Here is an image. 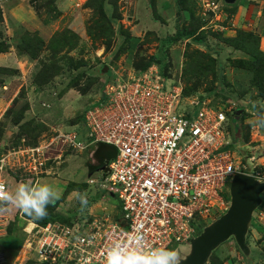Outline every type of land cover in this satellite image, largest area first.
<instances>
[{
	"label": "rangeland",
	"instance_id": "1",
	"mask_svg": "<svg viewBox=\"0 0 264 264\" xmlns=\"http://www.w3.org/2000/svg\"><path fill=\"white\" fill-rule=\"evenodd\" d=\"M86 1L73 0L65 8L71 11L72 17L77 18L79 15L80 20L86 19L85 28L91 20L93 21V12L85 8ZM217 1L222 2L223 6L215 15L212 11L207 12L200 0H186L188 11L180 17L178 0H152L156 11L155 17L160 19L158 23L150 17L152 12L147 0H139L136 3L134 0H120L123 26L126 29L135 25L142 28L138 32L141 34L139 40L142 41H138L140 44L136 49L134 45L131 49L126 44L122 45L120 34L113 38L111 47L107 48L106 39L102 38L103 36L94 39L87 30L82 39H77L74 36L77 32L75 34L73 30L71 35L73 39L70 41L67 29H72L68 27L69 25L65 29L56 31L60 33L61 38L67 36L69 49L66 50V54L84 65L79 70H73L68 65L63 66L59 76L48 85V90H38L39 87L36 91L32 90L35 86L34 77L41 70L39 61L26 55L29 60L36 63L33 66H23L26 76L22 80L24 86L20 88L19 80L15 76H18L21 71L7 68L6 66L9 67L10 64L7 62L2 64L0 60V152L31 142L32 138L39 142L44 134L52 132V128L37 122L44 128L37 127L38 129L34 130L32 127L22 133L20 128L11 121L13 111H19L28 103L35 110L36 119H45L48 124L57 128L77 124L81 127L86 110L102 98L107 82L114 80L117 75L127 76L137 73L134 62L142 64L151 58L165 56L168 76L181 83L186 97L200 98L202 101H208L207 103L211 106L232 109L234 121L231 123L230 130L233 143L231 148L234 154L243 161L251 160L257 170L264 172V97L260 95L257 86V71L254 73L244 66L249 56L230 42L240 31L252 33L260 37L261 49L264 51V0H237L233 4H228L225 0ZM57 2L54 6L49 0H0L4 19V22H0V32L11 44L14 43L15 47L27 32L42 36L38 30H34L35 27L29 29L35 21L33 15L38 17L40 22H44L43 25L51 24L60 16L55 8L59 10ZM16 5L19 6L20 11L14 10ZM135 5H137L138 16H136ZM66 20L65 18L64 21ZM80 25L83 26V24ZM180 27L182 29L187 27V33L204 40L207 46L194 43L192 38L177 43L166 42L169 36L176 35ZM54 34L47 31L44 37L49 41ZM197 52L202 53L200 58L197 57ZM51 54L49 50H45L42 54L43 60ZM221 73L226 79L224 94L210 93L217 87ZM78 74H80L78 80L80 88L92 87L87 94L74 90L67 96L68 105L64 108L60 107L59 99L62 97V91L73 77L78 79ZM9 79L14 80L7 84L9 89L4 90L3 85ZM186 91L188 94L185 93ZM7 92L11 93L10 98L5 96ZM15 99L19 101L14 107ZM32 117L29 112L26 113V120ZM103 153L107 156L115 155L116 149L104 144H95L82 153L65 152L62 160L51 159L48 162L49 173L42 174L39 179L16 168L11 169L9 173L5 172L4 177L9 183V190H14L20 181L28 180L34 184L47 183L57 190L60 198L48 206V209L53 211V216L57 218L56 222L84 223L93 218L119 221L121 203L116 196V191H108L101 187V181L107 174L108 164L107 160L104 162L100 159ZM101 167L104 168L101 169ZM90 180H99V182L93 184L89 182ZM230 184L231 182L225 191V200L228 204L231 203ZM74 190L87 192L89 203L88 208L83 212L79 210V201L72 195ZM261 196L263 197L262 205L255 210L247 234L251 252L245 255L234 238H231L212 253L207 264L217 263L218 258L215 254L222 252L224 245L230 255L232 253L234 257H238L239 264H264V193ZM221 213L223 215V212ZM217 218L200 223L198 233L201 234ZM32 223L40 225L37 219L22 214L14 207L0 212V264H38L34 238L37 228L32 232L26 230L30 225L33 227ZM5 241L8 243L7 247H5ZM177 247H181V257L185 260L191 253L190 243L174 245L170 249Z\"/></svg>",
	"mask_w": 264,
	"mask_h": 264
},
{
	"label": "built area",
	"instance_id": "2",
	"mask_svg": "<svg viewBox=\"0 0 264 264\" xmlns=\"http://www.w3.org/2000/svg\"><path fill=\"white\" fill-rule=\"evenodd\" d=\"M200 1L215 15L223 6ZM117 76L86 110L80 128L52 129L34 146L0 152V185L9 190L4 173L11 169L39 179L49 173L48 162L62 160L65 152L82 153L95 144L116 149L101 187L116 191L121 219L27 227L37 228L38 264H107L109 248L134 244L136 232L149 247L191 243L200 223L228 210L225 191L237 174L264 183V172L231 148V108L186 97L181 83L165 78L156 65Z\"/></svg>",
	"mask_w": 264,
	"mask_h": 264
},
{
	"label": "trees",
	"instance_id": "3",
	"mask_svg": "<svg viewBox=\"0 0 264 264\" xmlns=\"http://www.w3.org/2000/svg\"><path fill=\"white\" fill-rule=\"evenodd\" d=\"M58 0H49L51 4L55 6L56 2ZM120 0H87L85 3V8L90 9L93 12V21L91 20L89 24H87L86 30L88 31V34L94 38L98 39L100 36H103L102 38L106 39V45L107 48H110L113 42V38L120 34V40L122 41V45L126 44L129 49L131 47H137L139 42H136L133 44V38L131 35L130 30L126 29L122 22L123 15L120 11L119 7ZM180 4V14L179 16H184L183 14L188 11V6L186 3V0H178ZM149 9L152 12V17L155 19V21L160 22L159 17H155V8L153 7L152 0H148ZM56 11L59 13L57 7ZM0 22H4L2 9L0 6ZM67 36L69 37L68 40L70 41L72 38L73 30L67 29ZM188 29L186 28H179L176 35H171L166 39V42L169 43H177L181 40L192 38L194 43L201 45V46H207L204 40L197 38V36L192 35L191 33H187ZM69 33V35H68ZM59 32H55V34L52 36V38L46 42L42 37L39 35L31 34L30 32H27L19 44L16 45V49L19 52V54L24 56H29L33 60H37L41 64V70L39 71V74L34 77V85L39 88H44L48 86L50 83L54 81V79L59 76L60 72L63 70V66L68 65L69 68L73 70H79L82 68L84 64H81L73 57H70L68 54H66V50L69 49V43L64 37H60ZM76 34V32H75ZM77 37V39L80 38L78 33L74 35ZM195 36V37H194ZM142 41V40H141ZM140 41V42H141ZM236 48L243 50L247 55L249 56L248 60L245 61L244 65L246 69L252 70L254 73L257 71V86L260 90V95L264 97V51L261 49V40L260 37L257 35H254L252 33L240 31L238 32V35L235 38H232L230 41ZM11 49V43L7 40L5 35H3L0 32V54L7 53ZM74 49V48H73ZM49 50L51 52V56H49L46 60H43L42 54ZM75 50V49H74ZM65 52V53H64ZM202 53L197 52V57L200 58ZM66 63H62L65 62ZM250 61V62H249ZM157 62V64H155ZM156 65L160 69L161 74L167 78L170 79L168 76V65L166 64V58L158 57V58H151L147 60L144 63H135L134 62V68L137 70V73L143 72L147 70L150 66ZM220 68L222 69V66L220 65ZM83 74V73H81ZM78 79H71V81L68 83V85L64 88L62 93L69 92L70 90H77L78 92L82 94H87L88 91L92 86H89L87 88H80L78 86V80L80 78V74L77 75ZM219 83L217 87L214 88L213 91L210 93H214L216 95L218 94H224V84L226 82V79L224 76H222V73L219 75ZM188 94V91L185 92ZM185 95V94H184ZM186 96V95H185ZM19 100L15 99L13 101V106L15 107L17 105V102ZM30 108V105L27 103L25 106H23L19 111H13V119L11 117L12 123L19 127L21 132L24 133L29 128L41 129L44 128L42 124H37V120L32 118L26 120V113L28 112ZM238 112V111H237ZM239 113V112H238ZM232 122L234 121V117L231 114ZM82 121H84V116L82 117ZM234 124V123H233ZM35 126V127H34ZM38 127V128H37ZM26 145L34 146L38 144L37 139H33L31 142H26ZM75 184H78L76 182H73ZM75 184H72V186H75ZM76 187V186H75ZM53 211L49 210L47 208V215L43 218L37 219V223H39V226H45L48 223H55L56 219L54 216ZM27 216V215H26ZM202 233V232H201ZM247 244L248 240H247ZM214 253V252H213ZM213 255V254H212ZM217 263L214 264H220L221 261L219 259H216Z\"/></svg>",
	"mask_w": 264,
	"mask_h": 264
},
{
	"label": "clouds",
	"instance_id": "4",
	"mask_svg": "<svg viewBox=\"0 0 264 264\" xmlns=\"http://www.w3.org/2000/svg\"><path fill=\"white\" fill-rule=\"evenodd\" d=\"M72 195L79 201V210L85 211L89 203L87 192L74 190ZM59 198L58 191L47 183L20 181L14 190H6L0 185V212L14 207L22 214L40 219L47 215L48 206ZM134 241V244L123 242L109 248L107 264H181V247H149L139 232L134 234Z\"/></svg>",
	"mask_w": 264,
	"mask_h": 264
},
{
	"label": "water",
	"instance_id": "5",
	"mask_svg": "<svg viewBox=\"0 0 264 264\" xmlns=\"http://www.w3.org/2000/svg\"><path fill=\"white\" fill-rule=\"evenodd\" d=\"M236 1L225 0L228 4ZM263 193L264 183L248 175L237 174L230 184V207L200 235L192 239L191 253L181 261V264H207L212 253L231 238H234L240 250L248 255L250 253V247L247 244L249 225L255 210L262 205ZM112 196L115 195L112 194Z\"/></svg>",
	"mask_w": 264,
	"mask_h": 264
},
{
	"label": "crops",
	"instance_id": "6",
	"mask_svg": "<svg viewBox=\"0 0 264 264\" xmlns=\"http://www.w3.org/2000/svg\"><path fill=\"white\" fill-rule=\"evenodd\" d=\"M16 1V0H15ZM71 1H73V0H58V2H57V4H58V8H59V13H60V16H59V18H58V20H55V21H53V22H51V24H48V25H43L44 24V22H40V20L38 19V17H35L34 15H33V17L35 18V21L34 22H32V25H31V27L29 28V29H32L33 27H35L34 28V30H38L41 34H42V38L45 40V41H48L47 39H45V37H44V33H46L47 31H49V33L51 34V33H55L56 31H60V30H62V29H65L66 28V26H68L69 28H71L72 30H74L75 32H77L78 33V35L80 36V38L82 39V38H84L85 37V31H86V28H85V21H86V19H82V20H80V16L78 15V17L77 18H75V17H72L73 15H72V13H70L71 11H67L65 8H67L68 7V5L70 4L69 2H71ZM135 1V3L137 2V1H139V0H134ZM147 2H148V0H147ZM14 10H16V11H20V8H19V6H15L14 7ZM135 12H136V16H138V10H137V5H135ZM12 13V12H11ZM32 15V14H31ZM150 17L151 18H153L152 17V15L150 14ZM65 18L67 19L66 21H64L65 20ZM77 20V21H76ZM72 21V22H71ZM43 23V24H42ZM71 23V24H70ZM159 23V22H158ZM80 24H83V26L82 25H80ZM53 28V29H52ZM129 30H130V32H131V35H132V38H133V41L134 42H138V41H140L139 40V38H140V36H141V34L140 33H138V32H140L141 30H142V28H140V26L139 25H135L134 27H132V28H129V27H127ZM0 60L2 61V64H3V62L4 63H9L10 64V66L8 67V66H6L7 68H14V69H16V70H20L19 72H20V74L18 75V76H15V78L17 79V80H19L18 82H19V86H20V88H22L24 85H23V79L25 78V74H24V70H23V66L25 65H29V66H33L34 65V63H36V62H32L31 60H29L28 58H27V56H24V55H21V54H19V52L17 51V49H16V47H15V45H14V43H12L11 44V49H10V51L9 52H7V53H3V54H0ZM116 77V76H115ZM14 78V79H15ZM14 79H12V80H14ZM10 80V81H9ZM7 82H6V84H4L3 85V89L4 90H8L9 89V87H8V85L7 84H9V83H11V82H13L11 79H9ZM47 87L48 86H46V87H44V88H37L36 86H33L32 87V90L33 91H36L37 89L38 90H43V89H46V90H48L47 89ZM74 90H70L69 92H66V93H63L61 96L62 97H60V99H59V101H60V107L62 106V108H64L65 106H67L68 105V103H67V96L68 95H70L72 92H73ZM7 98L9 97H11V93L10 92H7L6 93V95H5ZM16 96V95H15ZM4 100V99H3ZM30 105V104H29ZM49 105V104H48ZM28 112H29V114H31L33 117L32 118H35L36 119V113H35V110L33 109V107L30 105V108H29V110H28ZM35 116V117H34ZM38 122H41L42 124H44V125H46V126H48V127H50V128H52V129H55V128H57L56 126H53V125H51V124H48L46 121H45V119H41V120H39L38 118L36 119ZM65 128H67V129H78V128H80V125H72V126H68V127H65ZM80 131V130H79ZM107 146H109V145H107ZM111 147V146H110ZM115 155H106L105 153H103L101 156H100V159L101 160H103L104 162L107 160V161H109L110 159H112L113 157H114ZM104 167H101V169H103ZM101 172H102V170H100ZM91 216H93L94 214L91 212ZM120 214H121V216H122V213L120 212ZM120 219H121V217H120ZM32 225L34 226V224L32 223ZM29 229H32V227H31V225L29 226ZM8 246V243H7V241H5V247H7ZM220 247V246H219ZM218 247V248H219ZM250 247V246H249ZM217 248V249H218ZM216 249V250H217ZM215 250V251H216ZM250 250H251V248H250ZM214 251V252H215ZM224 251V252H223ZM228 249L226 248V245H224V247H223V250H222V252H220V253H216L215 254V256L221 261V263L220 264H239L238 263V257L236 258V257H234L233 256V254L231 253V255H230V253L228 252ZM251 252V251H250Z\"/></svg>",
	"mask_w": 264,
	"mask_h": 264
}]
</instances>
